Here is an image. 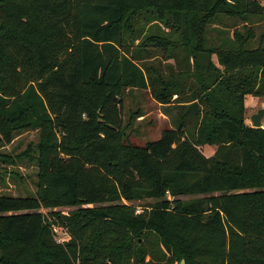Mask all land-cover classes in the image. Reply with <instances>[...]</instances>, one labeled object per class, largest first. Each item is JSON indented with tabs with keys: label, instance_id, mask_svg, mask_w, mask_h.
<instances>
[{
	"label": "trees",
	"instance_id": "16d2710c",
	"mask_svg": "<svg viewBox=\"0 0 264 264\" xmlns=\"http://www.w3.org/2000/svg\"><path fill=\"white\" fill-rule=\"evenodd\" d=\"M263 17L261 0H0V134L39 130L18 155L35 192L0 193V264H264V125L244 104L264 96ZM131 88L168 119L140 145ZM59 205L78 207L38 210Z\"/></svg>",
	"mask_w": 264,
	"mask_h": 264
},
{
	"label": "rangeland",
	"instance_id": "374dc122",
	"mask_svg": "<svg viewBox=\"0 0 264 264\" xmlns=\"http://www.w3.org/2000/svg\"><path fill=\"white\" fill-rule=\"evenodd\" d=\"M262 2L264 0H261ZM215 25V24H212ZM264 30V17L254 22L255 37L251 40V45L258 43L260 33ZM213 31V29H212ZM215 58V55H213ZM176 94L173 95L175 97ZM122 118L124 121L135 110L141 111L142 114H133L130 124L126 127L128 140L134 144H144L149 139L156 138L165 125L168 124L166 115L162 113L163 107L160 106L146 90L131 88L124 90L122 94ZM246 109V120L250 122V114L261 105H264V96H256L247 93L244 98ZM264 125V116L262 117ZM39 138L38 129H24L14 133L9 142H5L0 134V193H11L18 195H31L36 190L38 166L35 159L27 154L20 155L28 145L35 147ZM201 150L210 155L215 149V144H202ZM32 155L37 154L33 150ZM13 158V161H8ZM186 195L183 197H193ZM122 201L125 202L124 199ZM154 201L153 198H144L140 200L128 201L140 209L144 204ZM78 207V205H59L53 208L40 207L38 210L46 212L50 209L67 211ZM68 236L66 231L60 228L55 229V239H63ZM182 262V261H181ZM183 263V262H182Z\"/></svg>",
	"mask_w": 264,
	"mask_h": 264
},
{
	"label": "water",
	"instance_id": "95a60500",
	"mask_svg": "<svg viewBox=\"0 0 264 264\" xmlns=\"http://www.w3.org/2000/svg\"><path fill=\"white\" fill-rule=\"evenodd\" d=\"M263 116H264V105H261L255 111L251 112V114H250L251 125L252 126H263V122H262ZM112 199H113V197L111 196L110 200H112Z\"/></svg>",
	"mask_w": 264,
	"mask_h": 264
},
{
	"label": "built area",
	"instance_id": "2783aa9c",
	"mask_svg": "<svg viewBox=\"0 0 264 264\" xmlns=\"http://www.w3.org/2000/svg\"><path fill=\"white\" fill-rule=\"evenodd\" d=\"M138 210V209H137ZM58 240H62V239H58ZM66 264H80V261L79 259H75L74 261H71V262H67Z\"/></svg>",
	"mask_w": 264,
	"mask_h": 264
},
{
	"label": "crops",
	"instance_id": "0c3cea01",
	"mask_svg": "<svg viewBox=\"0 0 264 264\" xmlns=\"http://www.w3.org/2000/svg\"><path fill=\"white\" fill-rule=\"evenodd\" d=\"M164 116H165V114L164 113H162Z\"/></svg>",
	"mask_w": 264,
	"mask_h": 264
}]
</instances>
